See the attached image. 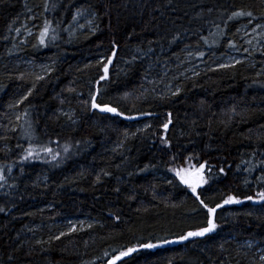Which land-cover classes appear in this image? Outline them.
I'll list each match as a JSON object with an SVG mask.
<instances>
[{
	"label": "trees",
	"instance_id": "obj_1",
	"mask_svg": "<svg viewBox=\"0 0 264 264\" xmlns=\"http://www.w3.org/2000/svg\"><path fill=\"white\" fill-rule=\"evenodd\" d=\"M78 9L92 27L76 26ZM240 9L253 17L227 19ZM25 23L36 33L22 42ZM245 25L264 26V0H0V264H108L204 226L197 194L212 206L264 191V46L232 67L215 60L242 50ZM189 50L204 54L200 69ZM96 88L124 115L91 110ZM29 147L39 158L23 160ZM201 163L208 183L194 194L173 169ZM215 222L126 264H264V204L226 205Z\"/></svg>",
	"mask_w": 264,
	"mask_h": 264
},
{
	"label": "snow or ice",
	"instance_id": "obj_2",
	"mask_svg": "<svg viewBox=\"0 0 264 264\" xmlns=\"http://www.w3.org/2000/svg\"><path fill=\"white\" fill-rule=\"evenodd\" d=\"M79 15H81V10L78 9L76 12V16H74L73 19L75 20L76 17ZM253 15H254V13L251 10L246 11L244 9H240L238 11H233L227 17V19L228 20H235V19L241 18V17L252 18ZM50 27L51 26L48 23L45 24V27L40 34V44L45 45V40L48 37ZM52 31L54 32L55 29H52ZM56 38H57L56 35H52V37H51L52 40H55ZM174 39H176V38H174ZM230 46H233V45L230 44ZM113 47L115 48L116 45L113 44ZM115 54H116L115 51H113L111 53V56L114 57ZM200 55L203 56L204 54L200 53ZM111 63H112V59L109 58L107 60V63L102 68V75H100L99 79L96 81L97 84H99L100 81H104V80L108 79V72H109L108 65H110ZM235 63L239 64V63H241V61L236 60ZM232 66L233 65L223 64V63L219 65L220 68H228V67H232ZM43 78L44 77H37V79H43ZM31 94H32L31 91H29L28 94L23 97V100H27L28 96H30ZM178 94H179L178 91L173 92V95H178ZM99 96H100V89L96 88L94 90V93L91 94L90 101L86 102V103L90 104L91 110H98L100 113L112 114L115 116H123L124 115L123 112L118 111L117 107L111 106V105L104 103L102 101L97 102V97H99ZM23 100H21L20 103H23ZM64 115H66L69 120H73L72 115H69L68 113H64ZM142 115H152V113H142ZM168 115H169V117H171V113H169ZM127 118L132 119V117H127ZM18 119H19V117H18ZM73 123H75L74 120H73ZM171 123H172V121H171V119H169L168 122L163 125L164 129L167 130L169 124H171ZM125 135H127V134H125ZM56 143H59V141H57ZM163 143L168 144L169 142L167 141V139H164ZM69 147L70 146L68 144H65L63 151L65 153H67L69 151ZM43 151L51 156V161H56L58 159V157L60 156V152H54L51 147H44ZM30 158H39V153L35 152L31 147H29L26 150V155L23 156V160L27 161ZM189 159H191V158H189ZM51 161H46V162H51ZM244 163L247 164L248 162L245 161ZM205 166H206L205 163H201L199 165V167H196L195 165H189L188 168H183V169H178V170L173 169V171H175L176 176L179 178V180L184 185H186L188 188H190L192 193L196 194L198 188H200L204 184L208 183V179H206V177L204 175ZM249 170H251V169H249ZM208 171L211 172V168H209ZM219 172L223 173L224 175H227V173H225V170L223 167H221L219 169ZM5 179L6 178L3 174V169H0V180H5ZM97 179H99V177ZM246 183H247V181H246ZM117 191H119V189H117ZM196 200L198 201L201 208L205 211V214H206L205 225L202 227H199L198 229L187 231V233L184 235H181L178 238V241H176V242L187 241L190 238H194V237H204L207 234L215 232L217 227H218L217 223L215 222V216H216L217 210L224 208L226 205H238V204L244 203L245 201L264 204V191L258 192L256 194V196L248 195V196L244 197L243 199L239 198L235 194H228L223 198L222 202L216 203L212 206H210L209 203H206L204 199H201L199 194L196 195ZM0 211H3V209H0ZM116 219L119 220V217H116ZM89 227H91V225ZM75 231H76L75 226L70 228V232H75ZM63 235H65V233H61V235L55 237V239L59 240L61 238V236H63ZM163 243L167 244V243H171V242L165 240V241H163ZM159 246H161V245H159L157 243L142 242L139 244V248L130 247L124 251L119 252L118 255H115L114 257H112L108 261V264H118V262H121V261H124V264H126L125 258L130 257L133 253H137L140 249L151 250V249H155ZM261 259L264 260V256H262Z\"/></svg>",
	"mask_w": 264,
	"mask_h": 264
},
{
	"label": "rangeland",
	"instance_id": "obj_3",
	"mask_svg": "<svg viewBox=\"0 0 264 264\" xmlns=\"http://www.w3.org/2000/svg\"><path fill=\"white\" fill-rule=\"evenodd\" d=\"M83 26L86 27H92L93 26V18L87 14L84 13L82 16H78V20L76 22V26L80 27ZM35 26L30 25L29 23H25L21 27H19L15 31V38L17 40H21L22 42H26V40L29 38V36L34 35L36 33ZM239 41L241 49H229L226 50L225 53L219 54L217 66L220 64H229L233 65L236 64L235 61H244L248 60L247 54L248 53H256L259 54L264 46V26L261 25H245L239 30ZM187 61L189 65V69L191 70L193 67L200 69L203 65V61L200 58V53L195 52L194 50H189L187 52ZM18 65L21 64V62H17ZM29 69H32L33 71H38V73H42L44 70H46L45 67H43L41 64L37 63L36 65H33L31 62L26 64ZM178 240L170 241L171 243L167 244H159L161 246L159 247H166L175 245L180 242H176ZM157 247V248H159ZM156 249V248H155ZM141 250V249H140ZM147 250V249H146Z\"/></svg>",
	"mask_w": 264,
	"mask_h": 264
}]
</instances>
